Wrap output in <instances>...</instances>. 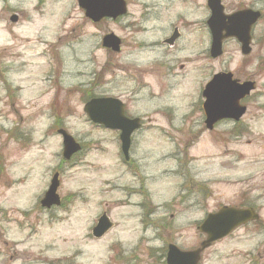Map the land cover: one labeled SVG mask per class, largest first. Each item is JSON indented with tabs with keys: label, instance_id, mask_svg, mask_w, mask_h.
<instances>
[{
	"label": "rangeland",
	"instance_id": "1",
	"mask_svg": "<svg viewBox=\"0 0 264 264\" xmlns=\"http://www.w3.org/2000/svg\"><path fill=\"white\" fill-rule=\"evenodd\" d=\"M159 2L130 0L124 21L93 25L78 0H0V264H165L162 240L177 238L183 249L196 248L204 239L196 228L199 221L222 205L239 203L253 204L263 223L240 228L216 242L205 251L201 264H248L264 252V97L259 100V113L242 134L227 131L231 126L224 123L215 135L197 139L192 178L199 184L201 202L196 209L188 208L193 202L186 201L185 211L172 222L180 232L161 229L162 239L154 241L156 231L139 234L136 224L124 222L114 208L113 161L98 149L113 150L116 137L89 124L84 100L72 88L91 82L96 77L92 73L99 71L97 95L128 100L132 84L130 78L121 77L128 71L135 73L136 67L142 72L151 55H139L131 43L117 57L102 47L101 39L113 31L129 41L132 16L143 17L147 6L152 9ZM12 14L18 15L17 23L10 21ZM145 25L151 27L142 20L137 28ZM136 36L145 41L152 33L140 31ZM54 95L58 105L65 102L62 114L69 130L86 146L68 163L63 160L61 138L52 127ZM189 101V96L175 101L178 113L190 108ZM136 108L141 114L148 111L146 106ZM156 113L153 107L148 114L156 117ZM142 145L164 143L146 136ZM55 168L61 169L58 193L65 204L48 210L40 200ZM183 183L168 180L153 185L154 199L186 193ZM104 209L116 224L96 239L91 228ZM259 263L264 264V258Z\"/></svg>",
	"mask_w": 264,
	"mask_h": 264
},
{
	"label": "flooded vegetation",
	"instance_id": "2",
	"mask_svg": "<svg viewBox=\"0 0 264 264\" xmlns=\"http://www.w3.org/2000/svg\"><path fill=\"white\" fill-rule=\"evenodd\" d=\"M127 1L129 3L130 0ZM159 1L152 9L147 6V13L143 17L132 16L129 23L132 35L128 37L129 41L114 32L119 38L118 49L114 52L117 57H120L131 43L133 50H137L139 55L152 56L148 57L147 62L144 61L146 65L141 69L142 72L138 73L140 68L136 67L135 73L128 71L127 76H120L130 78L132 86L129 99L109 94L97 95L99 71L91 72L96 75L91 82L83 81L79 86L72 88L79 91L84 103L95 97H116L124 104L125 115L137 119L135 125H138V128L132 132L127 148L121 141L120 130H111L87 121L97 130L116 137L117 144L113 150L107 151L102 147L98 150L104 158L113 161L115 182L111 190H114L117 196L114 201V208L120 210L117 214L124 222L136 224L134 230L137 229L143 236L148 230L156 231L158 235L154 241L162 239L159 230L166 232L173 229L172 222L180 212L185 211L186 201L193 202L188 208L200 207V187L192 178L193 162L196 159L192 154L197 139L205 135H215L218 127L224 123L231 126L227 131H232L235 135L242 134L244 128L246 131L250 127L248 121L257 115V109L261 106L259 100L264 97V83L261 82L264 74V0ZM125 19L126 17H118L113 22L121 23ZM142 20L151 27L145 25L138 29L137 26ZM103 21L105 20L101 22ZM101 22L93 25H100ZM152 25H155L154 28ZM140 31H150L151 39L138 40L136 34ZM219 51L221 53L218 55ZM128 56L130 57L129 54ZM235 57H238L237 61ZM226 73H231L232 78L240 83L251 82L253 88L241 99L245 113L240 120L223 119L210 129L206 125L203 109L206 85L218 74ZM145 75L148 80H144ZM5 83L8 84L7 81ZM6 90L5 95L9 97V89ZM55 96L50 102L51 111H54L52 127L57 134L59 130L64 129L76 137V134L69 130L67 118L62 114L65 102L58 105L60 100ZM186 96L190 97L191 101L187 103L190 108L186 112L178 113L179 108L175 105L178 103L175 101ZM231 97L232 91L225 83H221L219 87L215 84L209 90L210 101L215 104L224 106ZM14 105L15 102H12V106ZM137 106H146L148 111L144 114L138 113ZM153 107L159 112L156 117L148 114ZM146 136L155 142L162 141L164 145H142ZM84 145L81 143L82 149L86 148ZM56 172L61 177V169H56ZM168 180L184 182L182 186L187 192L174 195L172 199H154L153 185H161ZM105 184L109 185L108 182ZM63 202L62 199V205L65 204ZM242 207L255 208L251 203ZM102 214H107L111 219L107 209L102 210ZM111 221L114 228L116 223L112 219ZM258 222L262 224L263 219L247 223L241 228H249ZM199 224L200 221L196 225L197 229ZM172 231L180 232L174 229ZM177 240H162L165 264L170 244L182 249ZM263 258L264 252L260 251L258 261L250 260L249 263L260 264Z\"/></svg>",
	"mask_w": 264,
	"mask_h": 264
},
{
	"label": "water",
	"instance_id": "3",
	"mask_svg": "<svg viewBox=\"0 0 264 264\" xmlns=\"http://www.w3.org/2000/svg\"><path fill=\"white\" fill-rule=\"evenodd\" d=\"M80 8L85 11L86 17L97 22L102 18H116L117 16L126 12V2L124 0H78ZM17 16H12L13 22L17 21ZM104 46L115 50L118 45V40L114 34H108L103 39ZM246 85V84H245ZM243 87L234 84V87ZM237 100H233V103L226 109V115L228 117H236L242 114V111H237ZM85 112L94 122L102 123L110 128H116L119 126V122L129 121L123 116L122 108L117 103V100L112 98L107 99H94L85 106ZM205 112L207 115V122H214L217 117H214V112L209 104H205ZM128 122V123H129ZM131 127V126H130ZM133 128V127H132ZM132 128L124 127L122 139L125 142V146H128L129 134ZM64 134V155L69 158L74 152L80 149V145L69 135ZM59 181L57 175L54 176L48 191L45 193L44 198L41 201L42 206L50 207L52 204H59V197L57 194V188ZM258 218V215L254 212V209H237L233 207H223L216 213L209 214L206 220L200 226V231L207 235V239L202 242L201 248L191 251L183 252L179 251L175 247H170L168 262L169 264H196L200 259V253L212 242L225 237L234 228L247 222ZM110 223L106 216L99 219L98 224L93 229V234L96 237H100L110 227Z\"/></svg>",
	"mask_w": 264,
	"mask_h": 264
}]
</instances>
